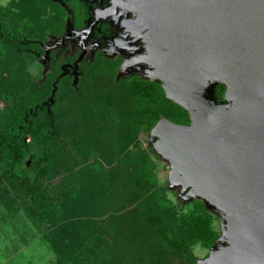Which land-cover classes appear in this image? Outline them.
<instances>
[{
    "label": "trees",
    "instance_id": "obj_1",
    "mask_svg": "<svg viewBox=\"0 0 264 264\" xmlns=\"http://www.w3.org/2000/svg\"><path fill=\"white\" fill-rule=\"evenodd\" d=\"M33 1L11 0L0 6V50L12 57V75L0 81V180L28 199L29 218L37 221L34 215L53 209L56 199L48 187L29 180L23 173L22 159L28 155L39 167L41 159L30 152L37 146L41 158L58 154L62 187H66L71 177L76 179L83 171L77 169L80 161L69 152L78 149L92 130L95 137L89 156L98 164L97 169H90L97 177L85 183L82 175V180L71 182L68 193L80 202L85 198L83 206L90 204L98 215L104 214L106 228L86 225L77 235L70 234L69 229L65 235L50 229L46 238L57 255L56 264H194L191 246L198 243L209 248L217 238L212 227L214 217L200 202L193 201L190 211L174 219L170 203L157 186L147 153L135 150L118 158L112 147L114 126L125 116L137 113L141 117L145 112L144 119L149 124L159 116L186 124V112L166 100L158 84L136 77L113 84L109 68L105 72L92 69L79 80L75 91L70 86L60 89V80L55 81L53 71L57 66L53 65L40 89L30 83V93L26 95L25 68L38 55L32 49H37L47 28L38 34L32 29L26 32L27 27L21 24L24 12L33 8ZM52 90L54 103L64 105L58 111L53 104H41ZM88 196L94 198L96 207L88 202ZM103 236L107 242L103 241L102 246L99 242L84 244L87 237L98 241Z\"/></svg>",
    "mask_w": 264,
    "mask_h": 264
},
{
    "label": "water",
    "instance_id": "obj_2",
    "mask_svg": "<svg viewBox=\"0 0 264 264\" xmlns=\"http://www.w3.org/2000/svg\"><path fill=\"white\" fill-rule=\"evenodd\" d=\"M117 4L143 9L146 81L167 79L165 97L185 102L198 123L173 125L166 139L226 226L212 264H264V0H117L111 9ZM219 70L229 77L226 103L216 106L209 92Z\"/></svg>",
    "mask_w": 264,
    "mask_h": 264
},
{
    "label": "rangeland",
    "instance_id": "obj_3",
    "mask_svg": "<svg viewBox=\"0 0 264 264\" xmlns=\"http://www.w3.org/2000/svg\"><path fill=\"white\" fill-rule=\"evenodd\" d=\"M10 1L0 0V6H6ZM12 1L15 2L16 0ZM64 1L35 0L32 2L33 8L29 12H24V21H21V24L24 25V28L27 27L26 32L28 29H32L40 34L47 27L43 38L37 42V49H32L38 55L36 54L37 56L33 60H29L25 68L28 76V89L25 90L26 95L30 93V83L34 84L36 90L40 89L41 84L45 81V77L51 71L53 65L57 66V70L53 71L56 74V81L60 80L59 87L61 90L70 86L73 90L77 91L79 80L84 78V76L86 78V75L94 68L96 70L102 69L104 72L109 68V76L112 78L113 84L128 80L131 77H137L146 81L148 76L138 67V64L144 60H148L152 55V49L148 48L151 47V37L149 36L143 38V43L147 44V48L139 50L138 53H135L134 48H126L125 44L120 47L119 43V46L114 44L113 47H106L102 52L103 56L95 58H93L92 50L84 57L83 53H78L79 51L75 50L68 41H64L63 45H59L57 42L61 38L48 36V33L59 32L62 26L64 29L67 26L64 14V11L66 13ZM44 55L45 58L42 59ZM0 59H2L0 61L1 81V78H6V75L8 79L12 75V57L10 58L6 55L4 50H0ZM71 60L72 66L78 62L84 65L81 73L76 74L75 71H71L70 73L65 72L64 75L60 76L62 72L59 69L60 73H58V64H62L63 69H68ZM95 62L98 65H94ZM228 77V72L226 74L224 71L220 72V70L212 74L215 83L210 84L209 94L213 104L216 106L225 105L226 103L224 93L227 88L224 83L228 82ZM157 79L159 80L158 85L163 92L164 98L186 112L187 123L177 124L165 117L159 116L149 124L144 119L145 112L142 113L141 117L137 113H134L128 117L125 116L114 126L112 147L118 158L124 157L135 150L146 152L153 164L157 186L162 190L163 197L172 207L173 218L177 219L186 214L191 210L192 202L198 201L202 204L205 211L214 217L212 227L217 233L216 240H224L227 229L225 224H221L216 204L211 201V198L204 190L196 187L197 183L191 182L190 176L187 173L182 171V167L166 139L169 131L176 130L173 125H181L184 126V129L193 131L198 127V123L189 115L190 112L186 109L188 106L185 102L177 98L169 100L165 97L161 86H165V90H168L169 81L166 79V82H164L159 77ZM45 102L50 105L53 104V108L57 111L60 108H64L62 102L54 103L55 101L52 99V96L41 104ZM2 107L3 103L0 101V108ZM87 132L85 131L84 133ZM85 137L78 149H71L68 152L80 161L77 169L84 171H82L83 179L85 183H88L89 180L93 181L92 178L96 175L95 171L90 168L97 169L96 165L98 162L93 156H89V148L94 142V132L90 130ZM39 150L40 147L37 146L32 148L30 152L41 159L39 162L40 166L36 167L35 165L38 162L32 161L30 156L25 155L22 159L21 170L28 176L29 180L40 183L46 189L48 187L51 196L56 199H53L56 201V205H54L53 209L39 211L37 214L34 213L37 221L33 222L29 218L31 214L28 209L31 207L28 205V199L18 193L16 189L0 180V264H56L57 255L52 249V243L46 238L50 234V229L56 234L64 232L63 235L69 229L68 232L70 234L77 235L86 225L91 226L93 224L92 226L106 228V225L103 223L104 214L103 216L98 215L97 211L93 210L90 204L89 206L87 205L89 208L83 206L84 202H86L85 198L80 202L75 199L74 194L68 193L71 182L74 183L75 181L82 180L81 173L77 175L76 179L75 176L71 177L68 186L62 187V174H60L61 170L58 169L61 160L60 156L53 154L47 158L44 156L41 158L42 155L39 153ZM67 150H69V147ZM67 157L64 158L67 159ZM41 166H44V169L40 170ZM104 167L106 168L105 165ZM81 193L78 196L82 195ZM97 193H99V190ZM71 195H73V198ZM86 199L94 207L97 206L94 198L88 196ZM56 238L57 236L54 239ZM103 241L107 242V237L103 236L98 241H95L93 237L91 239L87 237L84 240V244L89 243L92 246L95 242H99L100 244L98 245L102 246L104 244L102 243ZM79 242L80 240L77 239V243ZM190 250L194 257V264H212L215 249H210V247L204 248L196 243L191 246ZM103 264L106 263L103 262Z\"/></svg>",
    "mask_w": 264,
    "mask_h": 264
},
{
    "label": "flooded vegetation",
    "instance_id": "obj_4",
    "mask_svg": "<svg viewBox=\"0 0 264 264\" xmlns=\"http://www.w3.org/2000/svg\"><path fill=\"white\" fill-rule=\"evenodd\" d=\"M113 1L117 0H65L63 4L66 13L63 11L67 26L65 29L62 26L59 32L48 33V36L61 38L57 42L59 45L68 41L75 50L79 51L78 53H83L84 57L91 50L93 58L102 57L106 47H113L114 44L119 46V43L120 47L125 44L126 48H134L135 53L145 49L143 36H151V34L139 24L142 20L139 14L143 9L138 10L136 6L124 9L122 5L117 4L113 10L111 9ZM118 1L128 2V0ZM69 65L68 69L63 70L70 73L75 68L72 66V60ZM60 67H63L62 64H58V73ZM138 67L143 71L148 69V66L142 62ZM83 68L84 65L78 62L75 73H81Z\"/></svg>",
    "mask_w": 264,
    "mask_h": 264
}]
</instances>
